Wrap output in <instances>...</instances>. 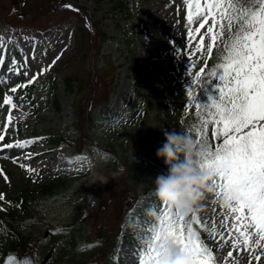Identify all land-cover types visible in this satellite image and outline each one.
<instances>
[{"label":"rangeland","instance_id":"obj_1","mask_svg":"<svg viewBox=\"0 0 264 264\" xmlns=\"http://www.w3.org/2000/svg\"><path fill=\"white\" fill-rule=\"evenodd\" d=\"M67 5L73 7H67L60 14L39 13L35 10L33 0H0V105L3 97L10 95L13 97V103L20 106L11 110L13 121L7 131L4 130L3 125L8 122L9 106L0 107V134L5 136V139L0 141V147L6 143L40 138L38 143L30 144L23 149H4L0 152V169L3 170V174H0V194L4 196L0 202L17 197L22 185L33 191L56 179L59 174H77L81 177L77 184H71L51 196L40 197L34 194L30 198L33 199L32 208L36 212L35 218L31 220L34 240L38 243L39 239L41 242L40 235L48 228L71 224L76 215L75 205L81 204L83 208L76 215L77 228L84 227L85 236L95 239L94 227L96 228L105 216L107 217L106 213H110V216L117 214L120 217L121 233L117 248L118 261L114 264H138L140 251L145 247V243H149L151 233L148 229L153 223L158 224L157 217L162 211V202L157 198L155 191L147 195L139 194L135 200L127 203L128 201L119 195V185L110 183L112 178L119 177L122 172H115V163L109 164L105 161L104 157H107L105 153L103 155L99 150L94 149L85 150V153L78 155L72 146L56 147L42 142V138L47 135L59 134L63 139L80 137V132L70 127L75 122V116L63 88V78L76 71L72 55L76 26L80 20L81 11L78 7L83 9L84 13H92L93 6L91 3L78 4L74 1H68ZM129 7L132 14L129 26L134 32L135 54L124 65L122 59H118L119 55L113 50L111 58L115 60V67H107L105 73L100 76L104 78L103 84L106 90H110L107 86L112 82L111 80H116L118 84L113 99L102 110L94 113L97 129L93 131V137L98 149L104 145V133L107 129L117 127L136 115L138 101L132 92V81L136 80L139 74L153 89L162 92L164 100L170 105V110L180 109L172 97L171 83L158 74H153L148 62L159 43L173 41L181 43L186 40L187 10L183 0H129ZM101 26L100 30L109 36V43L116 46L117 40L122 37L121 34L111 22L105 21ZM57 56L60 57L58 60H56ZM13 59L16 61L15 68L19 73L13 70ZM54 60H56L55 64H53ZM90 64H93L92 60ZM49 65H51L50 70L40 75L34 84H30L34 87L31 95L34 109L33 116L29 115L26 100L24 98L21 100L18 96L22 93L21 88H18L16 93H12L10 89L26 83L41 68H48ZM131 65L137 68L136 74L128 68ZM25 71L27 76L24 75ZM92 75L95 76L93 72ZM53 83L56 85L55 91ZM54 93L59 94L60 110L55 108L51 99ZM207 95L206 97L211 96L216 99L219 92L216 88L209 87ZM200 103L211 102L203 99ZM152 108L156 112V107L152 106ZM153 113L151 108L147 109L146 121H152ZM172 115L174 116V113ZM183 118L184 121L177 129L170 128L171 123L167 121L164 125L165 130L187 132L197 139L194 131L189 132L192 125L199 123L196 110L194 109L188 118L186 116ZM147 128L146 138L152 135L151 127L148 125ZM209 140L214 141L211 136ZM29 154L31 159H28ZM21 164L35 171H28L26 167H21ZM5 175L8 177L7 181L4 179ZM214 198L215 193L206 195L196 209L195 214L209 222L208 229L199 226L202 232L200 237L210 249H213L217 264H231L225 259L227 252L234 251L235 255L241 253H237L229 244L218 243L219 237L214 241L213 237L208 235L211 220H217L216 228L219 230L218 213L227 211L219 204V200L213 204ZM173 212L175 213L174 209ZM185 219H188V215ZM243 254L245 264L246 261L257 264L249 252ZM31 255L36 264H41L42 254H39V249L34 248ZM3 257L0 248V264ZM60 258L65 262L69 256Z\"/></svg>","mask_w":264,"mask_h":264},{"label":"trees","instance_id":"obj_2","mask_svg":"<svg viewBox=\"0 0 264 264\" xmlns=\"http://www.w3.org/2000/svg\"><path fill=\"white\" fill-rule=\"evenodd\" d=\"M35 10L39 13L53 12L62 13L68 1L75 3L93 4L92 13L80 12V20L75 33V47L72 55L76 65L75 70L69 76L63 78V88L67 94L72 107L75 124L74 128L80 131V137L65 140L60 135H49L44 138L51 145H72L77 151L87 148L93 151L96 146L93 142V131L97 129L94 113L104 108L115 91L117 81L111 80L104 89L103 75L107 67H115V60L111 58L113 50L122 59L124 65L128 63L135 54L134 32L129 26L132 20L129 0H33ZM40 17V16H39ZM107 21L121 34L116 46L109 43V36L102 32V24ZM196 41L193 40L194 44ZM205 43L207 39L205 38ZM191 49V53H190ZM196 57V52L189 43L188 36L183 42H168L159 44L152 54L148 67L153 74H158L166 79L172 86V97L176 101L179 110H170V105L164 100L162 92L153 89L147 81L138 75L133 81L134 93L139 100V108L136 115L126 120L117 127L109 128L104 133V145L100 152L107 157L105 161L109 164L115 163L114 171L122 170V174L111 184L119 185L121 198L135 197L140 191L147 193L155 188V178L166 174L168 168L163 159L156 156L157 149L164 142L165 123L168 121L172 129L188 118L194 111V106L188 105V89L192 88V74L198 71L191 65ZM93 62L91 65L90 62ZM218 61L215 59V49L209 57L208 69L215 67ZM203 66V63L200 64ZM135 74L137 68L132 65L128 67ZM92 72L95 76L92 75ZM99 82V84H98ZM221 82L212 79L197 87V100L211 102L207 95V89L214 87L219 92ZM53 83V90H56ZM34 87L23 88L22 96L28 101L29 111L32 113L31 94ZM208 96V95H207ZM55 108L60 110V97L58 93L51 96ZM172 98V99H173ZM207 98V99H206ZM152 106L156 107V112ZM153 110L152 121H146L147 109ZM174 113V116L172 115ZM171 115V117H170ZM148 125L151 127L152 135L146 138ZM96 127V128H95ZM83 133H82V132ZM211 131V130H210ZM209 134V138H210ZM208 138V143L211 142ZM83 147V148H82ZM93 148V149H92ZM79 179L78 175L69 176L59 174L56 179L47 184L30 191L26 185H22L17 197L8 198L0 202V248L4 253L14 252L19 255L29 254L34 248L39 249L42 259L46 264H108L116 259V244L119 238V216L106 213L107 217L95 228V239L86 237L84 227L77 228V216L82 205H75V219L71 224L56 228H48L43 234L41 242L33 238L31 220L35 218V210L32 208L30 199L34 194L40 197L51 196L74 185ZM23 189V190H22ZM79 192V190L77 191ZM97 194V193H96ZM11 202V203H9ZM51 226V224H49ZM197 227V226H196ZM198 229V227H197ZM199 230V229H198ZM48 244V245H47ZM91 247H88V246ZM62 261L60 257H68Z\"/></svg>","mask_w":264,"mask_h":264},{"label":"snow or ice","instance_id":"obj_3","mask_svg":"<svg viewBox=\"0 0 264 264\" xmlns=\"http://www.w3.org/2000/svg\"><path fill=\"white\" fill-rule=\"evenodd\" d=\"M183 5L187 10L188 40L199 58H194L191 65L198 71L192 74L193 87L188 89L187 95L188 105L195 107L199 122L192 125L189 132H195L198 148L206 152L200 171L214 177L213 204L229 192L238 196L226 212L218 213L219 230L217 220H211L208 235L214 241L219 237L218 243L229 244L237 253L249 252L257 264H264V0H183ZM193 40L196 41L194 44ZM214 49L218 62L209 70L207 61ZM59 58L57 56L56 60ZM15 65L13 59V70L19 73ZM50 68L51 65L41 68L26 83L14 86L10 91L16 93L18 88L34 84ZM24 75L27 76V71ZM212 79L221 82L219 95L216 99L209 96L210 104H201L197 100V87ZM2 106H9L8 122L3 125L7 131L13 121L11 110L20 106L13 103L10 95L3 97ZM209 134L217 143L207 142ZM4 139L5 136L0 134V141ZM39 139L6 143L0 147V152L23 149L38 143ZM31 158L29 154L28 159ZM21 167L27 168L24 164ZM0 174H3L2 169ZM4 179L7 181L8 177L5 175ZM3 199L0 194V200ZM161 208L158 224L153 223L148 229L151 233L149 243L140 251L138 264H160L168 241L173 242L182 254L191 257L194 264H217L213 249L193 228V225H199L208 229L209 222L198 217L196 209L185 219L166 203L162 202ZM151 245L158 246L159 251ZM234 255V251L227 252L228 259ZM16 264H35V261L21 259ZM246 264H252V261H246Z\"/></svg>","mask_w":264,"mask_h":264},{"label":"clouds","instance_id":"obj_4","mask_svg":"<svg viewBox=\"0 0 264 264\" xmlns=\"http://www.w3.org/2000/svg\"><path fill=\"white\" fill-rule=\"evenodd\" d=\"M165 140L156 151V156L164 160L168 171L155 178L157 198L168 204L175 212L187 216L197 209L206 195L213 194L214 177L203 174L200 164L206 159V152H201L193 135L187 132L164 131ZM198 152L200 154H198ZM238 196L229 192L219 199V204L229 208ZM159 251L158 246L151 245ZM160 264H194L191 257L182 254L173 242H167V250Z\"/></svg>","mask_w":264,"mask_h":264},{"label":"water","instance_id":"obj_5","mask_svg":"<svg viewBox=\"0 0 264 264\" xmlns=\"http://www.w3.org/2000/svg\"><path fill=\"white\" fill-rule=\"evenodd\" d=\"M21 259H23L27 262V261L33 260V257L30 255L17 256L16 254L11 253L5 257L3 264H16V261L21 260Z\"/></svg>","mask_w":264,"mask_h":264},{"label":"bare ground","instance_id":"obj_6","mask_svg":"<svg viewBox=\"0 0 264 264\" xmlns=\"http://www.w3.org/2000/svg\"><path fill=\"white\" fill-rule=\"evenodd\" d=\"M243 256H244V254L241 253L239 255H234V257L232 259H228L227 257L225 259L231 264H236L237 261L239 262V264H245L243 262Z\"/></svg>","mask_w":264,"mask_h":264}]
</instances>
